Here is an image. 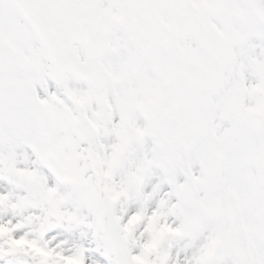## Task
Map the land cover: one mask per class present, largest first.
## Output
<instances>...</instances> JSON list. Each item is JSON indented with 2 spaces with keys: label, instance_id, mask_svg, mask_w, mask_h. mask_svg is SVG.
<instances>
[{
  "label": "snow or ice",
  "instance_id": "snow-or-ice-1",
  "mask_svg": "<svg viewBox=\"0 0 264 264\" xmlns=\"http://www.w3.org/2000/svg\"><path fill=\"white\" fill-rule=\"evenodd\" d=\"M0 264H264V0H0Z\"/></svg>",
  "mask_w": 264,
  "mask_h": 264
}]
</instances>
